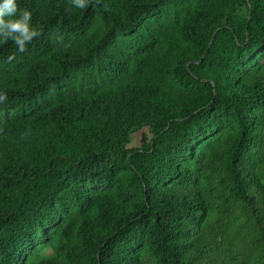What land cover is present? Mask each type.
<instances>
[{
	"label": "trees",
	"instance_id": "trees-1",
	"mask_svg": "<svg viewBox=\"0 0 264 264\" xmlns=\"http://www.w3.org/2000/svg\"><path fill=\"white\" fill-rule=\"evenodd\" d=\"M18 2L0 264H264V0Z\"/></svg>",
	"mask_w": 264,
	"mask_h": 264
},
{
	"label": "clouds",
	"instance_id": "clouds-1",
	"mask_svg": "<svg viewBox=\"0 0 264 264\" xmlns=\"http://www.w3.org/2000/svg\"><path fill=\"white\" fill-rule=\"evenodd\" d=\"M89 0H71L73 8L84 9ZM39 35L33 26V14L30 10L19 8L18 0H0V44L11 41L20 53L26 51ZM11 60L12 57H9ZM8 99L7 95L0 93V102Z\"/></svg>",
	"mask_w": 264,
	"mask_h": 264
},
{
	"label": "rangeland",
	"instance_id": "rangeland-1",
	"mask_svg": "<svg viewBox=\"0 0 264 264\" xmlns=\"http://www.w3.org/2000/svg\"><path fill=\"white\" fill-rule=\"evenodd\" d=\"M143 131H135L132 134V142L136 146L141 145ZM42 238V234L39 235V239ZM58 239H54L48 244H40L37 246L36 251L32 254L29 264H37L40 261L52 258L57 255Z\"/></svg>",
	"mask_w": 264,
	"mask_h": 264
}]
</instances>
